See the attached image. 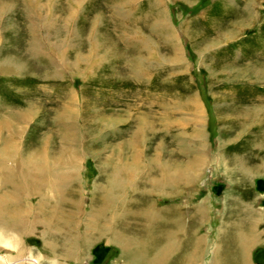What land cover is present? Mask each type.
Returning <instances> with one entry per match:
<instances>
[{"label":"rangeland","instance_id":"obj_1","mask_svg":"<svg viewBox=\"0 0 264 264\" xmlns=\"http://www.w3.org/2000/svg\"><path fill=\"white\" fill-rule=\"evenodd\" d=\"M8 146L0 198L34 164L36 188L11 204L45 215L17 238L0 212L10 264H140L87 231L112 215L134 242L152 209L157 247L182 231L164 264H264V0H0ZM71 212L82 249L64 262L44 246V219Z\"/></svg>","mask_w":264,"mask_h":264},{"label":"bare ground","instance_id":"obj_2","mask_svg":"<svg viewBox=\"0 0 264 264\" xmlns=\"http://www.w3.org/2000/svg\"><path fill=\"white\" fill-rule=\"evenodd\" d=\"M8 130H10V129H8ZM11 130H13V129H11ZM10 153H11L10 147L8 146L7 149H5L3 151V154H0V163H7ZM4 158H6L7 160H5ZM33 165L28 167V168H25L26 170H25L24 175L20 174V173L16 174L17 178H20L22 180V183L18 184V187H17L18 191L14 189V192H13V193H15L14 195L13 194H8V195H4V196H2L0 198V212H1V215H3V214L7 215L8 219H9L8 222L13 221V223H8L7 224L8 225L7 229L6 228H4V229L7 232H8V230L14 231L15 232V236L17 238H19L20 236H23L25 233L32 232L34 230V228L36 227L34 225H36L38 223V221L39 222L41 221V220H39L41 217L43 218V216H45V215H43L44 211L41 210L40 208H39L40 210H39V214H38L37 212H33V209L32 208L30 209V206H28V207L25 206L24 207V205L22 206V205H18V204H16V205L11 204L12 200H14V199L16 200L17 199L15 197H20V194L25 195L26 193H32V191L36 188L35 179L38 178V175H37L38 171H37V173L34 172L35 171V169H34L35 167L33 168ZM131 165H132V163H131ZM42 169H44V168H42ZM18 170H19V167H17L16 171H18ZM121 172H123V169H122ZM40 173H41V171H40ZM42 174H43V172H42ZM125 176L127 178H130L131 174H128V175H125ZM28 177H30L31 181L29 180L27 182L26 179ZM25 182H27V183L25 184ZM121 187H124V186H121ZM15 191H17L18 193H16ZM107 195H108V193H107ZM125 203H127L126 199H125ZM111 204L113 205V203H111ZM90 205H91V203H90ZM107 206H108V197L100 198V201L97 202L95 205L92 203V206H91V209H90L91 210V215L86 217V219H85L86 222L85 223H94V224L98 223L97 220H98V218H100L99 214L103 211V209L106 210ZM6 207H9L10 210L6 209ZM124 209L126 211H128L127 204L125 205ZM148 211H151V212H148V213L144 212L142 214V215H144V221L147 222V223H142V230H141L140 234L138 233V235L140 237L134 238V239H136V241H134V242L129 238V236L127 238L123 239V240H121V239L119 240L118 232L117 231H113V229H112L113 226L115 225V223H110V221L111 220L113 221V219H114V217H112V215H110V219L111 220L108 221V220L105 219L106 222L103 223L102 227H100V228L97 227V226H95V228L94 227H90L91 229H94V230H91L93 233L90 232L89 230L87 232L91 233V234H96L97 238H103V239H105L106 242H112V243L119 244V246L122 248L121 251H123V253H122L123 255L126 254V255H128V257H130L132 254L140 255L141 256L140 258L142 259L140 261V264H164L165 261L168 260L167 259L168 257H171V255L174 252L179 250V247H178L179 243L178 242L179 241L181 242V236H182L181 232L182 231L180 232V230H179V232H176V230H175V232L173 234V241L172 240L171 241L168 240V241H166V244H164L162 247L160 245H159L160 247H157L158 245H156L157 238H156V231H155L156 223H151L152 221L153 222L156 221V217H155L156 216L155 215L156 212H154L153 209L152 210H148ZM79 212H80V210H79ZM123 212H125V211H123ZM54 214L55 213H53L52 218L48 216L46 219H44V222L47 223V225H48L47 226V230H46L47 232L44 231V233H43V234L47 235V237H45L46 238V243L44 245L45 248H47L50 252H52V254L55 255L56 258H57V255L60 253L61 255L59 256V258L61 260H63L64 262L78 259V257H77L79 255L78 254L79 253L78 249L80 250V248H81V246L79 247V245L81 244L80 240H79L80 238L77 239L79 241V243H80L78 245V247H77L76 243H78V242L74 241L76 238H74V235H72V233H75L74 229L76 228V225H74V224L76 223V221L74 222V215L77 214V212H74V213L71 212L68 216L66 215V219H65V215L63 214L61 216L62 223H51V220H53V218L54 219L55 218L59 219V217L58 216L55 217L56 214L55 215ZM39 215H40V217H39ZM76 216H78V215H76ZM76 216H75V220H76ZM80 223H82V222H80ZM52 224L54 225L53 228L51 226ZM123 224H126V226L129 227V225L131 223H123ZM163 224H165V223H163ZM128 227H126V228H128ZM10 233L12 234V232H10ZM127 234L129 235V234H132V233L127 232ZM236 238H237L236 241H238L241 237L238 234V236ZM167 239H169V238H167ZM240 241H242V240H240ZM201 244H202V239L198 238V243H196L194 245L200 246ZM47 245L49 247H47ZM248 246H249V244L243 246L242 247L243 249H242L241 252L246 253V250L248 249ZM10 247L11 246L9 245V248ZM60 250H61V252H58ZM18 253L19 254L22 253V252L20 253V249H18V251L16 253V256L19 255ZM23 253H25V252L23 251ZM13 254H15V253H13ZM244 255L240 254L239 258H240V262H243V264H246V262H244L245 261ZM177 256H178V254H177ZM217 257H218V255H216V257L213 258V261L215 262V264L216 263L219 264V262L221 260V259H218ZM0 258H2V262H5V264H10V262L6 261V259H4L1 255H0ZM20 261H22V262H20V264H39V262H38V260L36 258L30 257V256L23 257V259H21ZM186 261H185V264H186ZM123 264H130V263L123 262Z\"/></svg>","mask_w":264,"mask_h":264},{"label":"crops","instance_id":"obj_3","mask_svg":"<svg viewBox=\"0 0 264 264\" xmlns=\"http://www.w3.org/2000/svg\"><path fill=\"white\" fill-rule=\"evenodd\" d=\"M77 244L79 245V241H78V243H77ZM90 252H91V255H92V259H91V260H94V255H93V252H94V247H92V248H91V251H90Z\"/></svg>","mask_w":264,"mask_h":264}]
</instances>
